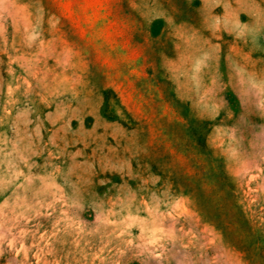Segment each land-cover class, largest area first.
<instances>
[{
	"label": "rangeland",
	"instance_id": "obj_1",
	"mask_svg": "<svg viewBox=\"0 0 264 264\" xmlns=\"http://www.w3.org/2000/svg\"><path fill=\"white\" fill-rule=\"evenodd\" d=\"M0 264H264V0H0Z\"/></svg>",
	"mask_w": 264,
	"mask_h": 264
}]
</instances>
